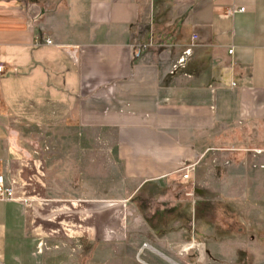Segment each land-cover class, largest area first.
Listing matches in <instances>:
<instances>
[{"label":"crops","instance_id":"1","mask_svg":"<svg viewBox=\"0 0 264 264\" xmlns=\"http://www.w3.org/2000/svg\"><path fill=\"white\" fill-rule=\"evenodd\" d=\"M136 39L152 45L139 57ZM0 64L5 180L20 130L67 128L91 172L85 201L139 199L135 216L126 207L110 223L89 211L88 243L99 241L85 264H245L244 233L197 215L189 235L176 203L181 168L206 150H264V0H0ZM52 244L21 201L0 198V264H57Z\"/></svg>","mask_w":264,"mask_h":264},{"label":"rangeland","instance_id":"2","mask_svg":"<svg viewBox=\"0 0 264 264\" xmlns=\"http://www.w3.org/2000/svg\"><path fill=\"white\" fill-rule=\"evenodd\" d=\"M157 35L152 32V39ZM183 67L177 65L176 69ZM72 132L67 128L20 130L17 150L21 158L12 170L17 180L16 194L28 203L30 226L38 227L39 232L54 241L51 246L59 256L57 264L86 263V252L99 241L94 239L92 245L88 243V235L95 231L94 225L85 220L90 210L93 216L104 217L102 221L108 223L111 218L122 216L126 207L129 217L139 211L136 197L128 202L84 200L85 181L91 172L84 166L81 152L77 154L82 146H76L74 151L67 143ZM260 135L263 138L264 132ZM57 137L61 138L59 143ZM254 147L239 157L221 146L206 150L189 177H181L184 188L176 204L189 221V235L191 222L198 215L210 223L209 229L214 227L219 233L229 230L244 233L250 249L237 252L235 258H246L245 264H264V158H259L260 154L264 157V150L258 153ZM53 182L58 189L56 194H52ZM92 185L95 187V183ZM52 195L56 196L55 200ZM147 203L143 204L146 208L150 205ZM197 232L193 231L192 236L202 241L203 235ZM191 239L188 241L192 242ZM191 244L184 248L188 249Z\"/></svg>","mask_w":264,"mask_h":264},{"label":"built area","instance_id":"3","mask_svg":"<svg viewBox=\"0 0 264 264\" xmlns=\"http://www.w3.org/2000/svg\"><path fill=\"white\" fill-rule=\"evenodd\" d=\"M244 8H239L238 10H243ZM232 11H234V9H232ZM192 38H195V36L193 35ZM44 42L47 44L51 43V40H49L48 38L44 39ZM151 42L149 40L145 41L144 39H136L134 40L131 44L130 47L132 49L133 52V56L134 57H139L141 55V53L146 50L148 47H150ZM231 50H229L230 52ZM190 54V49H184L182 54L177 58L176 63L173 65V70L176 69L177 65L183 67L185 65L187 56H189ZM182 59V60H181ZM2 68V65L0 64V70ZM257 152H260V149H256ZM194 170V165L190 164L187 165L183 168H181V177L183 179H187L190 175V173ZM16 184H17V180L15 178V175L12 174L11 176H9V178L7 180L4 179L3 174H0V198L2 199H7V200H18L21 201L24 206H27V202L25 200V198H22L21 196H18L16 194ZM143 247L147 246L146 243L142 244ZM136 258L139 259L140 258V251L137 252L136 254Z\"/></svg>","mask_w":264,"mask_h":264}]
</instances>
